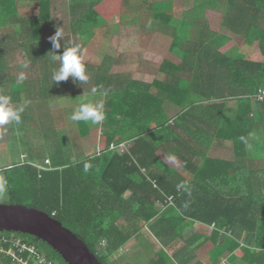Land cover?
Segmentation results:
<instances>
[{
  "label": "trees",
  "instance_id": "trees-1",
  "mask_svg": "<svg viewBox=\"0 0 264 264\" xmlns=\"http://www.w3.org/2000/svg\"><path fill=\"white\" fill-rule=\"evenodd\" d=\"M33 1L34 14L22 16L20 0H0V29H5L0 41V94L10 95L13 106H24L22 120L31 110L40 115L38 100L100 95L105 119L100 151L85 159L69 164L61 159L44 168L27 161L4 169L7 203L58 220L102 264H111L113 255L145 228L163 246L162 255H156L163 264H188L203 246L210 247L215 257L241 250L246 264H264V100L252 98L264 89V0H224L222 12L214 7L223 0H194L196 10L179 21L171 14L172 1L142 0L136 6L147 18L136 22L149 24L147 41L157 27L169 28L168 53L178 60L165 58L158 71L166 78L151 83L111 72L116 60L109 56L98 65L85 64L89 77L85 83L72 77L54 82L53 71L60 62L51 60L52 51L59 55L65 47L88 46L123 12L125 0H69L68 27L75 42L61 37L59 49H53L49 40L52 0ZM233 40L239 44L236 53H222L221 48ZM14 48L27 63L39 66L36 79L16 82L11 75L4 76ZM229 99L235 100L233 111ZM166 101L180 109L173 118L166 113ZM59 115L55 121L61 123ZM71 124L78 136L88 135L87 123ZM214 141L229 142L233 159L209 157ZM122 144L132 146L125 152L111 150ZM158 152L179 158L193 180L169 168ZM85 162L90 164L88 172L83 170ZM190 221L202 224L206 233L185 240L184 228ZM0 237L9 241L4 250L19 241L33 246L46 261L68 264L36 237L13 232H0ZM171 246L175 248L170 256L165 249ZM156 259L152 264H162ZM0 264L15 263L0 252Z\"/></svg>",
  "mask_w": 264,
  "mask_h": 264
},
{
  "label": "rangeland",
  "instance_id": "rangeland-1",
  "mask_svg": "<svg viewBox=\"0 0 264 264\" xmlns=\"http://www.w3.org/2000/svg\"><path fill=\"white\" fill-rule=\"evenodd\" d=\"M68 1L69 0H52V23L48 25V32L54 35L58 30L62 34V37H69L74 44L75 39L70 34L68 27L70 20ZM158 1L168 0H151L150 2ZM170 1L174 4V10L171 14L177 21L182 20L184 15H189L192 11L196 10L194 0ZM141 2L142 0H125L123 12L115 16L108 24L104 25L88 46L82 47V44H79L85 64L98 65L104 56H109L116 60L115 65H113L114 67H111V72L129 73L132 78L143 79L149 82L155 79L164 80L166 78L164 73L158 71V67L165 58L175 62L178 61L168 53L172 31L165 26L157 27L153 31V39L147 41V36L150 32L149 28H147L149 24L145 22L146 20L141 21L139 24L136 22L139 17L143 18V16H145V18H147L143 8L142 10L141 7L137 9L139 7L136 5ZM224 4V0L220 1L218 6L214 7V10L222 12ZM34 9H36V3H34L33 0H22L19 3V10L22 16L33 15ZM130 22L131 24H128ZM201 23L200 18L197 26H200ZM4 30L0 29V41L4 40ZM238 48V42L233 40L223 46L220 51L233 56ZM243 49L251 51L246 47ZM11 51L10 56L6 59V63L8 74L12 76L14 81H21L19 79L21 74L24 75V80L36 79L40 74L39 66L32 62L27 63L22 58L17 48ZM252 52L258 53L256 51ZM25 65L27 66L25 67ZM100 98L101 96L97 95L91 100L100 102ZM84 99L82 95H79L75 99L76 105L74 109H76ZM72 101L74 100L72 99ZM70 102L71 100L67 102V99L63 100L56 96H53V99L47 102L38 100L36 106L38 108H44L40 115H35L30 109L31 111L26 113V115L29 116L26 120L21 119L19 124L11 123L0 127V172L3 171L1 167L4 168L14 163L27 162L29 159L42 166L52 165L49 160H52L54 165L59 164V160L61 159L63 164L73 163L76 158L81 159L84 154H78L79 156L76 157L74 151H77V149L70 146V139L73 137V132L62 123L66 122V120L63 119L62 122L58 124L55 121L56 113L53 114L45 111V106L47 107L49 104L54 105L53 107L59 106L63 109L67 107L68 104L70 105ZM227 104L230 111H233L235 108V100L229 99L227 100ZM176 111L177 109L172 112V116L176 115ZM24 116L25 114L22 113V117ZM94 126L95 127L91 130V137L89 140L81 139L78 142L81 146L87 145V147L91 149L94 148L96 152L99 147L98 144L102 127L100 128L99 124ZM77 137L76 134V138ZM69 142L70 145H68ZM131 146L130 144L129 147ZM158 155L164 159L167 156L162 152H158ZM25 156H27V158H24ZM166 160L168 165L177 173L182 174L186 172L179 158L170 157V159ZM2 176L1 174L0 184L5 185V190L0 192V203H7L9 202L8 195L6 194L7 188L4 177Z\"/></svg>",
  "mask_w": 264,
  "mask_h": 264
},
{
  "label": "crops",
  "instance_id": "crops-1",
  "mask_svg": "<svg viewBox=\"0 0 264 264\" xmlns=\"http://www.w3.org/2000/svg\"><path fill=\"white\" fill-rule=\"evenodd\" d=\"M3 74L6 77L10 76V74H8V71L4 72ZM137 80L149 82V81H146V80H143V79H137ZM18 82H21V81H18ZM149 83H151V82H149ZM86 97L88 98V96H85V95L82 96V98H86ZM72 99L74 101H72ZM75 99L76 98L67 99V102L69 100H71L70 105L68 104V106L63 108V109L60 108L59 106L58 107H53L54 105L49 104L47 107L45 106V108H46L45 111L46 112L60 113L58 118L65 119L66 122H62V123H64L66 127L72 129L73 137H71V139H70L71 145H70V142L68 143V145H70L72 147H75L77 149V151H74V153H76V157L79 156L78 154H81V155L84 154V156H82L81 159L76 158L75 162H77L79 160L85 159L87 157V155H89V153H92V152L95 151L94 148L91 149L90 147H87V145L86 146L85 145L81 146V145H79V142H78L81 139L82 140H87V139L89 140V138L91 137V130L95 126L90 124V123H87V125H88V135H86L84 137H81V136L77 135L78 137L76 138V134H75L76 130L74 129V124H71V126L69 125L70 123L73 122V121H71L69 119V117L71 116V114L75 110L74 109V106L76 105L75 104ZM164 108H165L166 113L168 114V116L170 118L175 117L177 115V113L180 111L179 108H177L176 106L170 104L169 101L165 102ZM43 109H40V111L43 112ZM175 109H177L176 115L172 116V112L175 111ZM56 118H57V116H55V119ZM57 120H56V122H57ZM58 124H60V122ZM101 124H102V122L99 124L100 128H101ZM212 150H213V152H212ZM22 156H24V155H22ZM208 156L211 157V158H222V159H225V160H232L233 159L232 145L229 142L214 141L212 143L209 151H208ZM158 157L162 160L163 163H165L169 168H171L170 165H168L167 160H166V159H170V157L166 156L165 159L161 158L159 155H158ZM24 158H27V156H25ZM28 161L32 162V164L34 166L38 167V168L52 167L53 166L52 160H49V162H51L52 165H45V166H42L41 164L40 165L36 164L30 159ZM200 163L201 162L198 159L197 160V164L199 165ZM1 168L4 170V169H6L8 167L5 166L4 168L3 167H1ZM0 173L3 175V171H1ZM181 175L185 176V178H187L189 181L193 180V175L191 173H189V172L182 173ZM2 177H4V175ZM6 194H8V193L6 192ZM173 205H174V203H173ZM189 225L190 226L188 228H184L185 229V233L183 234L184 235L183 238L185 240L191 238L194 235H198V234L201 235L203 233H206V230L202 227V224H200L199 222L192 223L190 221ZM202 241H203V238L200 239L199 241H197L192 246V249L197 247ZM162 247L163 246L152 235V233L149 231V229L145 228L141 232L140 235H138L136 238H133L126 246H124L120 251H117L115 253V255H113V257L111 259V264H152L156 258H157L156 259L157 261L162 260V258H159L158 256L156 257L157 253H160L162 255V249H161ZM174 248L175 247L171 246L170 248H167L165 250L171 256L172 251L174 250ZM212 251L213 250H211L210 247H208V246H203L202 248H198L197 249V255L195 257H193V259H191L188 264H197V263H200V262L202 264H246L240 258L241 254H242L241 250L235 251L234 253L231 254V256L230 255H228V256L222 255L221 256V254H219L216 257L214 255L215 254L214 251L213 252ZM212 255H213V258H211ZM233 256H236V258L235 259L232 258ZM161 257L166 259L164 256H161ZM186 258L188 259V254H185L184 259H186ZM162 264H163V260H162ZM167 264H172V262H168Z\"/></svg>",
  "mask_w": 264,
  "mask_h": 264
},
{
  "label": "water",
  "instance_id": "water-1",
  "mask_svg": "<svg viewBox=\"0 0 264 264\" xmlns=\"http://www.w3.org/2000/svg\"><path fill=\"white\" fill-rule=\"evenodd\" d=\"M0 232L23 233L53 248L68 264H102L61 222L34 208L0 203Z\"/></svg>",
  "mask_w": 264,
  "mask_h": 264
},
{
  "label": "clouds",
  "instance_id": "clouds-1",
  "mask_svg": "<svg viewBox=\"0 0 264 264\" xmlns=\"http://www.w3.org/2000/svg\"><path fill=\"white\" fill-rule=\"evenodd\" d=\"M62 34L57 30L53 36L49 37L52 43L53 49H59L61 44L59 39ZM54 54L50 57L53 62L59 61V69L53 71L52 78L54 82L59 83L61 81L68 80L72 77L73 80L78 79L81 83L88 81L89 77L86 74V66L83 62V55L80 45H74L65 47L62 54ZM27 65H25L26 67ZM19 79L23 81L24 75L21 74ZM96 92L95 89L92 90ZM103 95H106L104 93ZM25 108L21 106H13V100L10 95L0 94V127L9 125L11 123L19 124L21 122V116ZM69 119L73 122H85L92 125H98L105 119L104 103L103 101L94 102L91 99L85 98L80 102L78 107L73 111ZM90 164L85 162L83 166L84 172H88ZM5 190V185L0 184V192Z\"/></svg>",
  "mask_w": 264,
  "mask_h": 264
},
{
  "label": "built area",
  "instance_id": "built-area-1",
  "mask_svg": "<svg viewBox=\"0 0 264 264\" xmlns=\"http://www.w3.org/2000/svg\"><path fill=\"white\" fill-rule=\"evenodd\" d=\"M254 100L263 101L264 100V89H260L259 92L252 97ZM129 145L122 144L120 146H111V150L125 152ZM100 150L97 149L96 152ZM169 205H173V201L169 202ZM55 212L53 216H55ZM9 241L5 237H0V252L6 254L11 257L13 263L15 264H53L51 261H46L43 256L36 255V249L33 246H28L26 244H22L19 241L12 242L11 248L8 250H4L3 245L8 244ZM24 255L27 256L24 258Z\"/></svg>",
  "mask_w": 264,
  "mask_h": 264
},
{
  "label": "flooded vegetation",
  "instance_id": "flooded-vegetation-1",
  "mask_svg": "<svg viewBox=\"0 0 264 264\" xmlns=\"http://www.w3.org/2000/svg\"><path fill=\"white\" fill-rule=\"evenodd\" d=\"M8 192V191H7ZM8 195V194H7ZM8 199H9V196H8Z\"/></svg>",
  "mask_w": 264,
  "mask_h": 264
}]
</instances>
